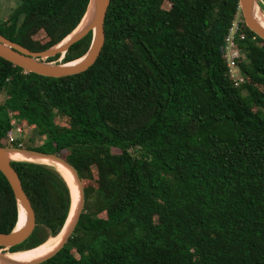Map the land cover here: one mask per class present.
<instances>
[{
  "label": "trees",
  "instance_id": "obj_1",
  "mask_svg": "<svg viewBox=\"0 0 264 264\" xmlns=\"http://www.w3.org/2000/svg\"><path fill=\"white\" fill-rule=\"evenodd\" d=\"M89 3L20 0L0 34L46 50L77 28ZM238 12L239 0H111L105 44L86 71L51 77L0 57V146L24 141L8 142L13 116L47 137L22 147L61 155L82 181L93 167L98 175L84 185L69 241L39 264H264V39L246 25V81L235 86L223 52ZM41 31L48 41L35 39ZM92 38L63 62L82 57ZM12 165L37 218L8 249L16 252L57 235L72 196L48 165ZM18 218L0 171V232Z\"/></svg>",
  "mask_w": 264,
  "mask_h": 264
},
{
  "label": "water",
  "instance_id": "obj_2",
  "mask_svg": "<svg viewBox=\"0 0 264 264\" xmlns=\"http://www.w3.org/2000/svg\"><path fill=\"white\" fill-rule=\"evenodd\" d=\"M110 3L111 0H90L85 16L87 15L90 9H91V14L86 24L80 30H78V27L80 26V24L82 23L85 17L84 16L80 24L77 26V28L65 38L67 39L68 37H70L66 42H64L65 39H63L58 44L46 50H42V51L30 50L29 48L17 42H14L9 38H7L6 36L0 34V57L12 62L13 64L23 68L28 72H34L45 76L62 77V76H68V75L84 72L96 62L105 44V39H106L105 18ZM255 5H258L261 12L264 14V12L262 11L263 9L260 3L258 2V0H239V7L241 9L247 27L251 31L255 32L262 39H264V26L260 24L254 16L253 10ZM91 31L93 32L92 42L87 52L82 57L79 58L80 59L79 62L71 65L70 63L73 61L62 64H51L46 62L47 58L56 56L57 54L65 55L67 50L74 43L80 41ZM10 152H24L29 157H33L34 159L39 160V159L48 158L52 161L63 164L64 166L69 168L73 173L75 183L78 187L79 200L76 205L74 214L71 218L69 225L65 229V232L63 233V237L60 243L53 251H51L49 254H47L42 258L26 261V262L13 261L8 257H6L4 253L0 252V264H39L56 255L66 245V243L69 241L70 237L72 236L80 220L81 214L84 210L85 189H84L83 181L76 168L67 159L63 158L59 154L51 153V152H43V151H38L24 147L0 146V171L8 179L13 189L16 200L18 202V206H19L18 223L21 215V209L24 210L26 215L25 223L21 228L18 229L16 226V228L11 232H0V246H1L0 251L3 249H9L24 242L34 232L37 226V218H36L35 210L33 208L29 196L24 190L22 180L18 172L16 171L15 167L12 165L13 159H11L9 156ZM22 161H29V160H22ZM71 207H72V202H71ZM66 223L62 231L64 230Z\"/></svg>",
  "mask_w": 264,
  "mask_h": 264
},
{
  "label": "bare ground",
  "instance_id": "obj_3",
  "mask_svg": "<svg viewBox=\"0 0 264 264\" xmlns=\"http://www.w3.org/2000/svg\"><path fill=\"white\" fill-rule=\"evenodd\" d=\"M253 12H254V16H255L256 20L264 26V14L261 12L258 5H255ZM90 14H91V9L87 13V15L84 17L82 23L78 27V30H80L86 24V22L90 18ZM69 38L70 37L65 39L64 42H66ZM79 61H80V59L75 60V61L71 62L70 65L75 64ZM9 156L13 160H29V161H34V162H40V163L46 164V165L56 169L67 180V182L71 188V192H72V207H71L70 216L67 220V223H66L64 230L58 236L53 237V238L51 236V239H49L45 243H43V244H41L35 248H32V249L21 250V251H16V252H10L8 250H1L0 251L1 253H4L6 255V257H8L9 259H11L13 261L26 262V261H31V260L42 258V257L46 256L47 254H49L51 251H53L58 246V244L60 243V241L63 237V233L65 232V229L69 225L71 218L74 214L76 205H77L78 200H79V193H78V187L75 183L73 173L71 172V170L69 168H67L63 164L52 161L48 158L39 159V160L34 159L33 157H29L24 152H10ZM25 220H26L25 212L23 209H21V215H20L19 223L17 225L18 229L24 225Z\"/></svg>",
  "mask_w": 264,
  "mask_h": 264
},
{
  "label": "built area",
  "instance_id": "obj_4",
  "mask_svg": "<svg viewBox=\"0 0 264 264\" xmlns=\"http://www.w3.org/2000/svg\"><path fill=\"white\" fill-rule=\"evenodd\" d=\"M241 16L242 12H238L237 17L232 21L225 38V48L223 52L229 76L235 86H240L246 81V77L240 66V63L246 60V55L241 43L247 38L246 23ZM11 124L13 127L8 131L7 139L9 143L13 144L17 140H20V138L23 139V134L26 130L18 125L16 118L13 116L11 118ZM23 142H20L19 147L23 146Z\"/></svg>",
  "mask_w": 264,
  "mask_h": 264
},
{
  "label": "rangeland",
  "instance_id": "obj_5",
  "mask_svg": "<svg viewBox=\"0 0 264 264\" xmlns=\"http://www.w3.org/2000/svg\"><path fill=\"white\" fill-rule=\"evenodd\" d=\"M258 2L261 5L262 3H264V0H258ZM19 3H20V0H0V23L5 21V20H7L10 17V15L13 13V11L18 7ZM165 6L167 8H169V3H166ZM261 7H262V5H261ZM262 9H263V7H262ZM262 11L264 12V9ZM35 39H38L41 42L48 41V37L43 31L38 33L35 36ZM63 57H64V55L62 54L58 59L50 61V62H48V61H46V62L51 63V64H62V63H64L63 62ZM26 127H27V130L24 131V134H23L24 135L23 140L25 141V142H23V144L25 143L26 146L27 145H30V146L39 145V144L43 143L47 139V137H45V135H40L38 133V130L33 128L32 126L27 125ZM10 146H12V145H10ZM24 148H27V147H24ZM54 170L57 171L56 169H54ZM97 178H98L97 170H96L95 167H93L91 169L90 175H88V179H85L83 181V183H84L83 185H85V186L88 185V187L91 184L95 185ZM65 181L67 182L66 179H65ZM67 184H68V182H67ZM68 186H69V184H68ZM69 188H70V186H69ZM84 189H85V187H84ZM70 191H71V188H70ZM71 196H72V192H71ZM85 202H86V200H85ZM84 208H85V205H84ZM61 231L57 235L52 236V238L58 236L61 233ZM49 239H51V236L48 237V239H46V241H48ZM46 241H44V243ZM3 250H8V249H3Z\"/></svg>",
  "mask_w": 264,
  "mask_h": 264
}]
</instances>
